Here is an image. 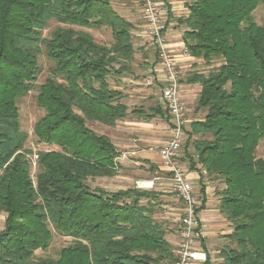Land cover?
<instances>
[{
    "label": "trees",
    "instance_id": "obj_1",
    "mask_svg": "<svg viewBox=\"0 0 264 264\" xmlns=\"http://www.w3.org/2000/svg\"><path fill=\"white\" fill-rule=\"evenodd\" d=\"M111 1L0 0V264L175 260L165 225L154 218V192L89 185L116 176L120 167L117 148L90 123L112 127L129 114L145 121L167 114L158 105L129 112L124 94L109 82L112 74L130 71L135 54L133 25ZM261 3L190 0L187 17L179 20L187 53L210 67L185 80L200 85L196 109L206 112L190 124L187 140L206 174L225 186L219 211L232 232L219 253L223 264H264V159L255 157L264 146V18L257 25L253 17ZM50 21L63 27L43 37ZM103 28L110 44L85 31ZM41 54L52 67L37 87L43 115L33 133L36 143L58 150L36 154L33 181L17 103L34 88ZM217 60V67L209 66ZM52 232L71 243L55 259L36 257L49 247Z\"/></svg>",
    "mask_w": 264,
    "mask_h": 264
},
{
    "label": "crops",
    "instance_id": "obj_2",
    "mask_svg": "<svg viewBox=\"0 0 264 264\" xmlns=\"http://www.w3.org/2000/svg\"><path fill=\"white\" fill-rule=\"evenodd\" d=\"M158 1L162 10L161 24L163 26L167 49L182 71L180 91L181 99L187 108V123L186 137L182 146L180 162L184 175L186 179L192 183L199 200L197 214L201 227L198 237V247L206 254L208 258L207 264L210 262L214 264V261L221 259L218 255L227 245V236L232 232V228L227 219L219 211V193L225 188L222 180L213 175L206 174L201 165L198 164L197 155L191 143L187 140L190 124L195 121H202L206 112L205 110L196 109V100L201 90L200 85L188 84L185 81L193 72L204 74L206 73L204 68L209 67H206L201 59L191 57L187 53L184 45L183 34L186 28L184 25L180 24L179 20H183L187 17L190 0ZM136 3V0H112L111 6L119 15L132 23L133 46H139V51L144 55L141 65L145 67L144 73L146 77L151 73L154 79V86L147 87L150 88L151 91L142 94L145 96L144 99L150 98L151 101H154L152 106L158 105L160 109L165 112L160 96V90L164 84L165 78L161 68L155 61L152 49L144 42L142 36L141 5L139 10L135 8L137 7ZM112 87L116 89L114 86ZM129 117L131 116L116 122L115 126L109 127L111 133L108 137L117 148L120 154L117 162L125 165L127 172H129L127 175H131L130 172L135 173V170H133L134 167L145 168L146 166H150L151 169H157L154 171L153 175L151 174L150 178L142 179H145L143 181L152 182V187L150 188L152 190L149 192L156 193L155 202L159 203L155 209L154 218L159 222H163L165 225V238L174 249L179 241L177 229L179 228L178 219L180 216L181 203L168 189L167 173L161 167L158 156L160 146L169 138L170 134L168 115L166 114L164 118L157 116L150 121L141 120L140 125L136 128L132 126L134 123ZM142 172L143 170L139 172V175ZM143 175H145L144 172ZM119 177L120 176H117L110 180L113 182L118 181L117 184H125L124 179L131 178L130 176H124V178H122L123 180H121ZM122 186L125 188L126 185ZM117 187L118 186L115 188ZM117 190L119 189H111L109 191ZM164 215H169L170 221H163L162 217ZM219 263L220 261H217V264Z\"/></svg>",
    "mask_w": 264,
    "mask_h": 264
},
{
    "label": "built area",
    "instance_id": "obj_3",
    "mask_svg": "<svg viewBox=\"0 0 264 264\" xmlns=\"http://www.w3.org/2000/svg\"><path fill=\"white\" fill-rule=\"evenodd\" d=\"M142 36L144 42L152 49L156 63L161 68L164 84L160 90L161 100L168 115L169 138L160 146L158 156L161 167L167 173L168 189L181 203L178 219L179 241L174 250L175 260L172 264H203L206 254L198 247L201 223L198 218L199 200L192 183L186 179L180 162L182 146L186 137L187 108L181 99L182 71L174 57L167 49L163 26L162 10L158 0H140ZM146 86H154V79L147 76ZM152 182H136V188L147 190ZM165 215L163 219L169 220Z\"/></svg>",
    "mask_w": 264,
    "mask_h": 264
},
{
    "label": "rangeland",
    "instance_id": "obj_4",
    "mask_svg": "<svg viewBox=\"0 0 264 264\" xmlns=\"http://www.w3.org/2000/svg\"><path fill=\"white\" fill-rule=\"evenodd\" d=\"M136 1H137V3H136L137 7H135V8L139 9L141 4L139 3V0H136ZM111 3H112V1H111ZM253 17H254V22L257 25H260L262 23V20L264 18V4L261 3L260 5H258V7L253 12ZM57 25L58 24H56L55 22L50 21L48 23V26L42 32L43 37L49 36L51 31ZM58 26L63 27V25H58ZM64 27H66V26H64ZM73 28L76 29V27H73ZM85 31H88L93 36V38L95 39V41L97 43L110 44L112 41L109 29H105V28L100 29V30L85 29ZM133 40H134V38H133ZM134 48H135L134 49V51H135L134 61L131 65L130 71L123 72L122 74H112L109 77V82H110L111 86H114L116 89L121 90V92L124 94V98L122 99V102L128 107L129 112L132 109L137 108V107H142V108L146 109L147 107L152 106L154 104L153 100L151 101L150 98L144 99L145 96L142 95V94H145L151 90H150V88H147L148 86H146L144 84V80L146 77V75L144 73L145 67L143 65H141V63L143 62L142 57L144 55L141 53V51H139V46L136 45V46H134ZM38 64H39V73L37 76V80L34 83V88L31 91H29L27 93V95L23 96L17 103L18 112H19L20 129L22 132L27 134V139H26V142L24 144V147L26 149H30L32 151L31 155H30V158H31L30 175H31V178L33 179V181L35 180V174L37 173V170H38L37 166L35 165V160L37 158L36 154L40 151H49V150H56L57 151L58 150V148L55 146H48L46 144L36 143V138H35L34 133H33V128H34L35 123L43 115V111L37 107L36 100H35L36 95H37V87H38V85H41L43 83V81L49 76L50 69L52 67L51 61L48 60L47 57L43 54H41L38 57ZM203 64H205V63H203ZM219 64H220V61L217 60V61H214L213 63H211L209 66L217 67ZM205 66L208 67L207 64H205ZM115 69H118V65H115ZM209 70H210V67L204 68V71H206V72ZM129 116H131L129 118H131L133 123H134V124H132L133 127L136 128L137 126L140 125L141 119H137L136 117L132 116L131 114H129ZM168 125H169V122H168ZM90 127L95 132H97L99 134L104 133L108 136L111 133L110 132L111 129H109V127L100 125L98 123H93V124L90 123ZM134 138H136V137H134ZM129 140H131V139H129ZM255 157L264 159V146L262 143H260L259 146L257 147L256 152H255ZM32 159H33V161H32ZM118 164L120 167L117 171V175L112 177V178H116L117 176H120L119 178L121 180H123L122 178H124V176H126V177L130 176L131 178L124 179L125 184H117L118 181L113 182L110 180L112 178H97V179L89 181L90 187L93 188L95 186H100L101 188H103L104 190H107V191L111 190V189L121 190V189L130 188V187L137 189L136 188V182L145 180L142 178H147V179L150 178L151 174L153 175L154 171L157 170L154 168L151 169L150 166H146L145 168L134 167L133 170H135V173L130 172L131 175H127L129 172H127L125 165L122 163H118ZM123 168H125V169H123ZM142 170L145 173V175H143V172L140 173V175H139V172H141ZM137 179H139V180H137ZM121 182H123V181H121ZM126 182H128V183H126ZM122 185H126L125 188ZM116 186H118V187L115 188ZM150 190H152V189H147L144 191H150ZM157 204H159V203L156 202V208H157ZM4 217H5L4 214L0 215V231L3 228ZM163 217H162V219H163ZM163 221H170V219L169 220L163 219ZM52 235H53V237H52V241H51L49 247L46 250L36 251L35 252L36 257L55 259L58 257L59 251L71 243L70 238L62 237L55 232H52ZM228 244L229 243H227V245ZM175 249H176V247L174 248V250ZM217 261H220L219 264H223L222 259L216 260L213 263L217 264ZM203 264H207L206 261ZM209 264H212V262H210Z\"/></svg>",
    "mask_w": 264,
    "mask_h": 264
}]
</instances>
